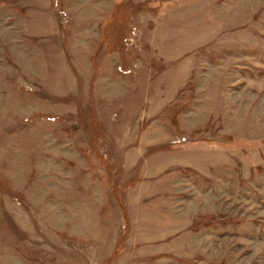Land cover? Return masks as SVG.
I'll list each match as a JSON object with an SVG mask.
<instances>
[{
  "label": "rangeland",
  "instance_id": "1",
  "mask_svg": "<svg viewBox=\"0 0 264 264\" xmlns=\"http://www.w3.org/2000/svg\"><path fill=\"white\" fill-rule=\"evenodd\" d=\"M0 264H264V0H0Z\"/></svg>",
  "mask_w": 264,
  "mask_h": 264
}]
</instances>
